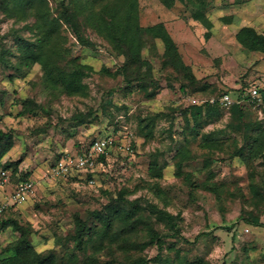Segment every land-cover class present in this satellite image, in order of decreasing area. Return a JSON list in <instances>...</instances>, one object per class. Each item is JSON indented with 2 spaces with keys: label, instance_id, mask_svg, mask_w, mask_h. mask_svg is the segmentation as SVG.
I'll return each instance as SVG.
<instances>
[{
  "label": "rangeland",
  "instance_id": "374dc122",
  "mask_svg": "<svg viewBox=\"0 0 264 264\" xmlns=\"http://www.w3.org/2000/svg\"><path fill=\"white\" fill-rule=\"evenodd\" d=\"M47 1L46 9L37 3L25 14L13 0H0V130L11 134L9 150L0 155V182L9 178L6 191L28 173L36 182V195L8 216L31 226L32 244L53 253L55 264H122L138 257H156L152 264H264V104L244 118L201 109L195 122L198 107L219 92L237 97L245 85L264 83V52L236 38L244 25L264 34V0H206L210 32L193 16V3L201 0L172 8L140 0L143 63L126 69L129 80L118 73L125 56L87 21V0ZM48 7L49 18L58 19L62 59L69 67L87 66L82 93L48 81L40 63L22 62L18 39H36ZM66 14L78 15L93 45L78 41ZM224 15H232V23L221 20ZM158 21L198 78L184 89L183 73L165 62L163 41L146 29ZM106 134L118 146L99 165L94 184L87 173L69 181L41 177L62 155L81 153ZM182 158L190 177L178 171ZM152 205L177 216L178 233ZM131 209L132 218L126 216ZM107 211L116 215L110 230L102 219ZM85 227L92 234L80 249L75 237ZM16 238L11 227L0 226V264Z\"/></svg>",
  "mask_w": 264,
  "mask_h": 264
},
{
  "label": "trees",
  "instance_id": "16d2710c",
  "mask_svg": "<svg viewBox=\"0 0 264 264\" xmlns=\"http://www.w3.org/2000/svg\"><path fill=\"white\" fill-rule=\"evenodd\" d=\"M162 3L168 7L172 8L177 1L185 0H161ZM38 3V6L46 9L48 6L47 0H13V5L16 7V10L21 11L22 13L27 14L26 12L30 9L37 10L35 4ZM98 4V5H97ZM86 5H88L92 10L90 11L89 16H87V21L94 26L99 32L108 38V40L113 43L115 48L119 50L126 58L125 65L122 70V67L118 69V73L126 75V69L128 71L134 70V66H139L143 63L142 58V48H143V39H142V28L140 22V0H87ZM100 5V7H99ZM206 0H201L193 3V16L194 18L200 20L210 32V28L213 26L212 20L206 8ZM49 7L47 11L42 13V16L46 18L42 21L41 25H38L37 32L38 36L34 41L27 40L24 38L18 39V45L23 51L21 56L22 62L28 66H32L35 62L40 63L41 67L44 70V74L48 81H52L56 84H61L64 89L71 93H82L85 89V85L82 82L83 76L85 75V68L87 67L84 64H77L70 66L68 62H64L65 59H62V48L57 41L55 36V30L59 29L56 26L58 19H50L48 15ZM75 16V17H74ZM221 20L227 23H232V15H224L220 17ZM66 19L69 21L71 26L74 29V32L80 43L84 45H93L91 40L87 39L81 32L78 26V15L66 14ZM149 36L153 39H161L164 43V58L165 62L172 65L175 69L183 73V79L181 81L180 88L184 89L188 84L197 82L198 78L194 74L192 68L187 64L182 54L179 50L178 44L171 35L164 21H158L154 24L149 25L147 28ZM236 38L238 42L249 50L261 51L264 52V34L259 33L254 27L249 25L242 26L236 33ZM138 72L133 80H138ZM186 79H189L190 82H185ZM129 80V78H128ZM157 85V81H154ZM251 84L245 85L242 88L241 95H237L238 101H235L230 109L232 114H239V116L244 118L245 115L253 107L258 106L257 102H254L246 97L244 101H240L244 94L249 90ZM260 93L263 97L264 104V86H259ZM247 89V91H245ZM244 90V92H243ZM228 91H221L217 96L222 95ZM154 93V92H153ZM150 93V94H153ZM229 93V92H228ZM202 107V108H201ZM201 109H205L206 113L211 115L219 114L221 110H226L218 104L209 103L203 108V106L198 107V111L195 114V122L198 120V116L201 114ZM259 137L256 136L255 141H258ZM254 141V142H255ZM0 155L6 153L11 146V134L3 130H0ZM262 149L258 148L257 152H261ZM187 151L183 155L185 158ZM239 154V153H237ZM242 155V154H240ZM181 159L178 163V171L186 172L185 175L188 177L191 176V171H184L182 169L184 159ZM104 162L107 161L106 157L101 158ZM14 163H9L4 166H12ZM161 169V168H157ZM153 171V169H152ZM96 171H88L87 179L96 178ZM28 173V172H27ZM156 175L160 176L161 173H158L155 170ZM154 173V174H155ZM85 174V173H84ZM83 174V175H84ZM30 177V173L20 177V180H24ZM77 176H72L66 181L73 179ZM80 177V176H78ZM82 178V177H81ZM64 181V180H63ZM16 206L9 207L4 214L0 217V226L4 228L11 227V229L16 232L17 238L13 240L8 249L12 253L2 259V264H55V256L53 253H43L38 251L31 242L30 236L32 233L31 226L29 224H24L18 221L15 217H9L8 215L11 211L16 209ZM153 209H157L158 216L167 220L171 229L174 230V233L179 232V227L176 225L177 216L173 213H170L166 210L158 209L156 205H152ZM135 211L131 209L126 213V216L132 218ZM116 217L113 211H107L102 214L103 225L110 230L113 226V220ZM92 227H85L81 232L75 237V242L78 248H83V243L86 241L87 237L92 233ZM157 242L162 246V239L157 237ZM157 258H147V257H138L131 259L129 261L123 262L122 264H152L156 261ZM164 264H170L168 261H164Z\"/></svg>",
  "mask_w": 264,
  "mask_h": 264
},
{
  "label": "built area",
  "instance_id": "2783aa9c",
  "mask_svg": "<svg viewBox=\"0 0 264 264\" xmlns=\"http://www.w3.org/2000/svg\"><path fill=\"white\" fill-rule=\"evenodd\" d=\"M261 85L264 86V83H252L240 101H244L246 97H249L250 100L261 104L263 102L259 88ZM208 101L229 110L232 104L238 101V99L226 92L220 96L212 97ZM117 146V140L112 134L97 136L83 152L74 155H62L52 166L46 170H41L39 173L44 180L54 182L57 180L63 181L72 176H81L88 171H97L99 165L104 164L101 158L106 157L108 159L113 149ZM8 180V177L3 178L0 185H5ZM95 182V178L89 179L90 184H94ZM35 195L36 182L33 178L28 177L19 181L14 190L0 203V217L9 207L28 202Z\"/></svg>",
  "mask_w": 264,
  "mask_h": 264
},
{
  "label": "crops",
  "instance_id": "0c3cea01",
  "mask_svg": "<svg viewBox=\"0 0 264 264\" xmlns=\"http://www.w3.org/2000/svg\"><path fill=\"white\" fill-rule=\"evenodd\" d=\"M1 186V188H2V191L3 192H1L0 193V196H1V198H0V203L2 202V201H4L5 200V198H6V196L10 193V192H12L13 190H14V188H11V189H9V190H7L6 191V188H5V185H0ZM4 194V197L2 198V195ZM26 203V202H25ZM25 203H22V204H20V205H18V206H16V207H19V206H21V205H23V204H25Z\"/></svg>",
  "mask_w": 264,
  "mask_h": 264
}]
</instances>
